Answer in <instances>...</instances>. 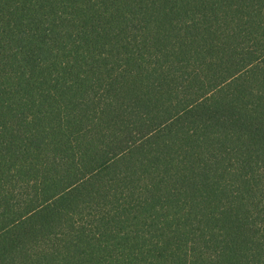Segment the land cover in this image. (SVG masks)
<instances>
[{
	"label": "trees",
	"instance_id": "16d2710c",
	"mask_svg": "<svg viewBox=\"0 0 264 264\" xmlns=\"http://www.w3.org/2000/svg\"><path fill=\"white\" fill-rule=\"evenodd\" d=\"M0 264H264V0H0Z\"/></svg>",
	"mask_w": 264,
	"mask_h": 264
}]
</instances>
